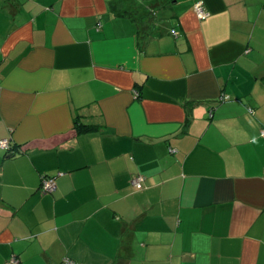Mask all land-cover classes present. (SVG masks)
<instances>
[{
    "label": "crops",
    "instance_id": "crops-1",
    "mask_svg": "<svg viewBox=\"0 0 264 264\" xmlns=\"http://www.w3.org/2000/svg\"><path fill=\"white\" fill-rule=\"evenodd\" d=\"M157 5L0 0V264H264V0Z\"/></svg>",
    "mask_w": 264,
    "mask_h": 264
},
{
    "label": "built area",
    "instance_id": "built-area-1",
    "mask_svg": "<svg viewBox=\"0 0 264 264\" xmlns=\"http://www.w3.org/2000/svg\"><path fill=\"white\" fill-rule=\"evenodd\" d=\"M195 11H196L197 16L200 19H206L209 17V13L203 9L202 3H197L195 5ZM174 34H176L175 31H174ZM261 134H262V136H264V129L262 130ZM0 148L5 149V150H9L11 148L10 141L7 139L0 140ZM132 183L136 189L142 190L144 187V178L143 177H134L132 180ZM56 187L57 186H56V178L55 177H52V176L47 177L46 176L42 179L41 189L45 194L53 193L56 190ZM7 264H21V261L16 256H12V258L7 262ZM66 264H72V263L66 262Z\"/></svg>",
    "mask_w": 264,
    "mask_h": 264
},
{
    "label": "rangeland",
    "instance_id": "rangeland-1",
    "mask_svg": "<svg viewBox=\"0 0 264 264\" xmlns=\"http://www.w3.org/2000/svg\"><path fill=\"white\" fill-rule=\"evenodd\" d=\"M137 1H139L140 4L144 7H148L149 5L150 6L157 5V1H159L160 4L155 7L157 8L156 14L159 13L160 15H162L166 13V16H168V14L171 12V5H173V3L175 2V0H173L172 2L170 0H137ZM146 20H147L146 15H142V21L145 22Z\"/></svg>",
    "mask_w": 264,
    "mask_h": 264
},
{
    "label": "trees",
    "instance_id": "trees-1",
    "mask_svg": "<svg viewBox=\"0 0 264 264\" xmlns=\"http://www.w3.org/2000/svg\"><path fill=\"white\" fill-rule=\"evenodd\" d=\"M115 9H118V7L113 6V10L115 11ZM153 15L148 17V21L146 22H142V26L140 29V39L146 37V32L148 30H150L149 25L151 24V21L153 20ZM94 128L93 127H87V126H79L78 130L80 133H87V132H91Z\"/></svg>",
    "mask_w": 264,
    "mask_h": 264
}]
</instances>
